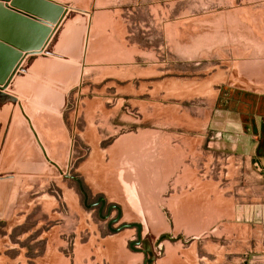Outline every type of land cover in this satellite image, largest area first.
<instances>
[{
    "label": "rangeland",
    "instance_id": "1",
    "mask_svg": "<svg viewBox=\"0 0 264 264\" xmlns=\"http://www.w3.org/2000/svg\"><path fill=\"white\" fill-rule=\"evenodd\" d=\"M61 1L75 8L0 0V264H109L151 245L172 256L164 246L190 235L175 192L189 167L208 179L206 151L220 150L189 138L215 140L205 118L222 89L264 94V0ZM124 223L142 226L139 245L135 228L112 230ZM206 235L196 264L230 251L208 253Z\"/></svg>",
    "mask_w": 264,
    "mask_h": 264
},
{
    "label": "crops",
    "instance_id": "2",
    "mask_svg": "<svg viewBox=\"0 0 264 264\" xmlns=\"http://www.w3.org/2000/svg\"><path fill=\"white\" fill-rule=\"evenodd\" d=\"M54 1L75 8L73 4ZM75 5L101 8L106 4L102 6V0H82L81 4ZM206 124L214 131L215 140L210 136L207 140V134L199 137L196 134L189 138L188 147L197 148L204 138L208 149L214 146L220 149L206 151L209 160L205 162V176L209 177L202 182V178H197L196 170L189 167L187 191L175 192L185 195L184 198L178 197L180 200L183 198L189 202L185 220L189 239L181 241L179 237L173 240L172 248L164 246L163 251L166 249L170 253L172 250V256H153L151 245L150 249L143 248L138 253L142 257H131L123 250L122 255L110 257L109 264H196L197 243L194 240L202 234L210 238L206 245L210 250L208 253L212 254L218 248L230 249L222 251L217 261H208L210 264H264V94L246 89H222L211 106L210 115L205 118ZM168 146L159 139V150L161 147L168 150ZM214 155L218 163L216 173L212 164ZM160 180L157 184L163 185L165 179L161 180L162 183ZM201 195L204 196V205L198 207L196 202ZM218 235L227 238L226 246L213 244ZM177 240L187 243L188 251L182 250L176 244ZM178 252L184 256L177 255Z\"/></svg>",
    "mask_w": 264,
    "mask_h": 264
},
{
    "label": "flooded vegetation",
    "instance_id": "3",
    "mask_svg": "<svg viewBox=\"0 0 264 264\" xmlns=\"http://www.w3.org/2000/svg\"><path fill=\"white\" fill-rule=\"evenodd\" d=\"M74 180L77 183V185L79 187V191L81 192V194L83 196V204L86 205V206H88L86 204V202H87V196H86V194L84 192V189H83V187L81 185V181L78 180V179H76V178H74ZM97 202L100 203V207H99V214H100L102 212L103 208H104L105 201H104L103 198H100L99 197V198H97ZM91 205H96V202L92 203ZM112 209L116 210L117 215H116V217L113 220H111V222H109L110 225L112 223H114V222H117L119 220V218L121 217V215H122V210H121L120 207H117V206H115L113 204H110L108 206V208H107L106 215L104 216L105 218H107L110 215V212H111ZM118 228H119V230L122 229V228H135L136 229V238H137V241H135L133 243H134V245L135 244H137V245L140 244V240H141V230H142V226L140 224H136V223H124V224H121ZM119 230H117V231H119Z\"/></svg>",
    "mask_w": 264,
    "mask_h": 264
},
{
    "label": "water",
    "instance_id": "4",
    "mask_svg": "<svg viewBox=\"0 0 264 264\" xmlns=\"http://www.w3.org/2000/svg\"><path fill=\"white\" fill-rule=\"evenodd\" d=\"M13 5H16V4L13 3ZM50 5L53 6V7H52L53 9H57V10L62 9V7H61L60 5H57V4H51V3H50ZM20 8H21V7H20ZM8 14H10V16H11L12 18H14L15 20H16V19L19 20V19H18V16H16L14 13H8ZM35 14H36V13H35ZM48 19H51V20L53 19V20H54V19H56V15H55L53 18H52L51 16H48ZM37 24H38V23H37ZM35 25H36V24H35ZM38 25H39V24H38ZM38 25H36V28L40 30V33L43 32V33L45 34V33L47 32V28H40ZM6 36H7V35H6ZM1 78H2V74L0 75V83H3ZM3 87H4V86H3ZM120 228H121V227H120ZM112 230H113V231H117V230H119V228H117V229H112Z\"/></svg>",
    "mask_w": 264,
    "mask_h": 264
}]
</instances>
